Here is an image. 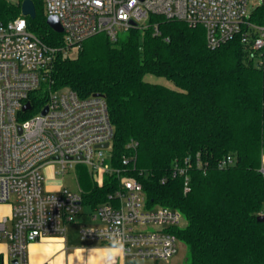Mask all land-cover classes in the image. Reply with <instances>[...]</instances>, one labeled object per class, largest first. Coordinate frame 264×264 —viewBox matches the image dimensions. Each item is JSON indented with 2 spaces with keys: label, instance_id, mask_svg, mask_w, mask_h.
<instances>
[{
  "label": "trees",
  "instance_id": "1",
  "mask_svg": "<svg viewBox=\"0 0 264 264\" xmlns=\"http://www.w3.org/2000/svg\"><path fill=\"white\" fill-rule=\"evenodd\" d=\"M22 1L0 0V24L21 14ZM33 2L29 30L62 47V33L46 22L43 0ZM249 22L264 26V2ZM258 36L256 27L245 25L210 49L202 25L151 14L146 27H132L116 41L99 33L75 57L58 52L47 80L51 88L103 95L115 129L111 163L120 172L105 173L99 185L78 164L83 204L95 209L120 188L121 175L134 177L148 207L184 215L185 225L174 229L188 248L183 264H264V221L257 219L264 208V49L254 47ZM147 74L165 76L176 88L147 81ZM46 91L33 95L39 105L33 112L46 103ZM227 155L233 162L221 167ZM177 165L190 178L187 192L184 177L173 175Z\"/></svg>",
  "mask_w": 264,
  "mask_h": 264
},
{
  "label": "built area",
  "instance_id": "2",
  "mask_svg": "<svg viewBox=\"0 0 264 264\" xmlns=\"http://www.w3.org/2000/svg\"><path fill=\"white\" fill-rule=\"evenodd\" d=\"M43 2L47 16H57L64 29L62 47H51L30 31L22 12L0 24V204L11 208L10 216L0 218V242L8 244V255L17 264H28L31 242L65 234L66 225L83 212L80 187L77 191L44 189L48 165L58 162L63 172L74 164H85L99 185L105 173L120 172L111 163L115 129L105 97H81L74 89H52L47 82L58 52L75 57L83 42L99 33L116 41L120 31L146 27L151 14L202 25L210 49L234 39L245 25L256 27L259 36L254 47L264 49V26L249 22L248 0ZM159 33L155 25V34ZM40 89L47 90L46 103L33 112L39 105L33 104L32 97ZM28 102L31 107L24 110ZM45 107L48 110L42 114ZM136 145L131 142L129 146ZM132 158L125 157L123 163L129 164ZM232 162L233 157L227 155L220 166ZM185 171L177 165L173 175L184 177L187 192L191 187ZM260 171L264 174V160ZM92 211L90 223L80 229L81 239L103 244L123 241L128 258L168 261L183 242L174 229L185 225L184 215L169 207H148L142 184L134 177L121 175L120 188ZM259 215H264V208Z\"/></svg>",
  "mask_w": 264,
  "mask_h": 264
},
{
  "label": "crops",
  "instance_id": "3",
  "mask_svg": "<svg viewBox=\"0 0 264 264\" xmlns=\"http://www.w3.org/2000/svg\"><path fill=\"white\" fill-rule=\"evenodd\" d=\"M44 177L48 184L47 190L53 191L63 187L62 183H59V181L52 176L44 174ZM73 223L75 222L68 224ZM84 224L85 223H82L80 228L77 229L79 234ZM72 227L71 225L67 226L66 232L63 235L46 236L31 242L28 249V264H81L80 262L83 255H88L89 258H91V256L94 258L98 256V258L103 259L106 255L105 250L107 248L118 245L115 243L105 245L98 241L87 240L99 244L85 245L82 247L81 240L79 241L69 234ZM72 230L74 231L75 228ZM0 254L3 255L4 264L12 261L8 255V244L5 241L0 242ZM127 259L128 257H126L122 251L116 256L115 264H127ZM101 264H104V261H102Z\"/></svg>",
  "mask_w": 264,
  "mask_h": 264
},
{
  "label": "rangeland",
  "instance_id": "4",
  "mask_svg": "<svg viewBox=\"0 0 264 264\" xmlns=\"http://www.w3.org/2000/svg\"><path fill=\"white\" fill-rule=\"evenodd\" d=\"M261 3H262V0H248V11L251 13L255 9V7ZM43 8L46 12L44 2H43ZM124 33L125 31H120L119 36H122ZM145 79L152 83L163 84L171 88H176L175 84L165 76L147 74L145 76ZM78 167H79L78 165L74 164V166L62 172L60 170L61 165L58 162H55L53 164L48 165L44 169V174H48L52 176L53 178H55L56 180H58L59 183H62L63 187H67L73 191H77L79 190V187H80L79 180H78ZM47 188H48V184L44 180V189H47ZM92 210L93 209H91L89 206L84 204L83 212L77 216L75 223L66 225V227L69 225L73 226L69 234H71L72 237L77 238L79 241L81 240L80 242H81L82 247L85 245L99 244L97 242H91L87 240L83 241L82 239H80V234H79V231L77 230L80 228L82 223H85V224L90 223V217L88 216V214L92 213L93 212ZM5 215L10 216L11 211H10L9 204L3 203V204H0V218ZM73 228H75L74 231L72 230ZM187 251H188L187 245L185 244V242H182L179 245L178 252L168 261H155V260H151L148 258H145V259L128 258L127 264H183L185 263V260H186ZM82 257L83 258L80 262L81 264H101L102 261H104L103 259L98 258V256L96 258L92 256L91 258H89L88 255L87 256L83 255Z\"/></svg>",
  "mask_w": 264,
  "mask_h": 264
},
{
  "label": "water",
  "instance_id": "5",
  "mask_svg": "<svg viewBox=\"0 0 264 264\" xmlns=\"http://www.w3.org/2000/svg\"><path fill=\"white\" fill-rule=\"evenodd\" d=\"M264 2V0H262V3ZM21 12L23 15L29 16L31 18H34L36 16V8L34 5L33 0H23L22 4H21ZM47 24L56 32L58 33H62L64 31L61 22L59 20V18L55 15H48L47 19H46ZM134 25H136V22H132ZM95 96L97 95H101V94H94ZM31 107L30 102L26 103V105L24 106V110H27ZM48 110V107H45L42 111V114H45ZM108 143H105L103 145V147H107ZM257 219L259 221H264V215H258ZM12 264H17V260L14 259L12 261Z\"/></svg>",
  "mask_w": 264,
  "mask_h": 264
},
{
  "label": "clouds",
  "instance_id": "6",
  "mask_svg": "<svg viewBox=\"0 0 264 264\" xmlns=\"http://www.w3.org/2000/svg\"><path fill=\"white\" fill-rule=\"evenodd\" d=\"M123 241L116 245L115 247L111 246L105 250L106 255L103 257L104 264H115L116 256L123 251Z\"/></svg>",
  "mask_w": 264,
  "mask_h": 264
}]
</instances>
